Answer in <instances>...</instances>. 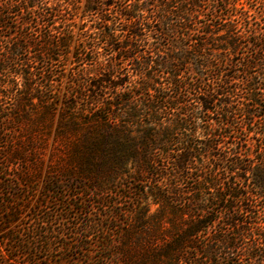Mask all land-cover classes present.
Listing matches in <instances>:
<instances>
[{
	"label": "trees",
	"instance_id": "1",
	"mask_svg": "<svg viewBox=\"0 0 264 264\" xmlns=\"http://www.w3.org/2000/svg\"><path fill=\"white\" fill-rule=\"evenodd\" d=\"M63 1L75 6L72 0ZM63 1L0 0V77L8 78V83L0 82V87L6 91L0 89V100L11 94L16 115L7 118L14 120L19 115L18 120L27 121L31 129L49 128L53 116V100L47 97L56 90L53 76L58 71L52 63L53 55L65 54L71 41L67 22L70 18L64 17L63 10L67 9ZM106 1L85 0L83 11L98 14L100 25L98 33H94L96 36L86 30L80 33L73 61L80 69L70 68L67 96L55 129V138L62 147L63 172L76 176L86 187L101 194L116 195L112 187L123 176L145 183L144 187H130V192H134L132 205L124 212L131 217L121 226L118 240L105 245L108 253L98 259L102 264L111 263L108 256L119 264H223L224 249H233L232 252L243 249L252 256L253 245L237 244L239 239L257 234L250 228L248 219L254 213L253 198L264 195V147H258L254 156L248 158L249 154L244 153L248 139L237 140L236 133L241 128L252 139H264V129L251 128L259 116L252 107L261 106V97L253 90L264 84V34L256 33L255 41H251L256 53L246 63L247 68L260 71L259 79L246 80L252 103L239 104L234 101L233 76L217 72L219 77L213 78L211 85L201 87L203 72L200 68L211 63L207 56L211 54L203 56L208 60L206 64L197 60L216 32H222V36L214 38L220 40V45H214L213 50L219 55L237 51L243 33L231 18L235 15L228 13L230 21L224 29L214 30L218 24H213V29L206 30L207 38L192 49L193 53L177 50L176 55L154 59L156 48L152 35L147 33L149 26L142 20L140 0ZM154 1L157 7L154 12L160 21L172 13L171 8L179 9L176 25L180 29L188 23L183 14L190 15L200 7L198 0ZM104 5L116 7L123 27L118 29L120 22L116 18L109 20L100 13ZM12 13L18 17L9 22L7 16ZM33 23L35 25H31ZM28 26L32 29L24 30ZM13 28L15 31H11ZM170 28H162L160 35ZM164 29L167 30L164 32ZM117 31L124 34L123 38ZM119 38L123 45L115 47L114 42ZM106 47L117 57L104 65L98 55ZM157 51H161V47ZM21 56L24 57L20 59ZM190 60L195 62L197 71L202 72L200 78L191 81V89H198L193 97L195 104L189 99L178 101L167 93L180 95L183 75L177 71ZM38 64L41 65L40 77L34 73ZM124 64L129 66L126 70L132 69L131 73L124 72ZM154 66L165 74L167 85L152 77ZM92 67L96 70L93 74ZM140 78L142 81L138 82ZM135 87L139 94L153 91L156 100L142 98L137 104L135 97L124 95ZM107 92L111 93L109 98ZM167 100H171L170 107L181 114L174 129L181 137L179 141H173V129L158 122L157 116L162 110L159 102ZM36 109L39 113L32 117L28 110ZM214 115L218 118H213ZM238 116L244 121L243 126L238 125ZM258 124L264 126V122ZM226 144H229L228 151L222 149ZM26 152V148L16 149L8 156L25 162L29 158ZM161 159H169L171 165L161 167L158 164ZM207 161L210 166L204 167ZM50 184L55 185L56 181L50 180ZM147 200L157 205L154 211L150 212ZM14 214L8 211L5 218L11 221ZM108 216L117 219L116 210L112 209ZM224 219L229 221L227 231L233 236V245L225 231L215 229ZM258 237L264 239L263 233H258ZM196 255L204 261L199 262ZM9 256V260H15L14 255Z\"/></svg>",
	"mask_w": 264,
	"mask_h": 264
},
{
	"label": "rangeland",
	"instance_id": "2",
	"mask_svg": "<svg viewBox=\"0 0 264 264\" xmlns=\"http://www.w3.org/2000/svg\"><path fill=\"white\" fill-rule=\"evenodd\" d=\"M63 2L67 9L63 10L64 17L70 18L67 22L68 28L71 30V41L69 49L64 50L65 54L53 55L52 63L58 72H54L56 75L53 76L56 90L47 96L53 100L51 103L53 116L50 119L49 128L31 129L27 121L18 120L19 115L14 120L7 118L16 115L12 108L13 96L8 94V97L0 100V264H102L98 257L108 253L105 245H110L113 240H118L117 234L121 231V226L131 217L130 214L124 212L130 209L132 205L131 197H133L134 192H130V187L145 186L144 182L123 176L121 179H117V185L112 187V190L116 191V195L110 192L101 194L95 189L86 187L76 176H70L63 172L60 153L62 147L55 138V129L62 109V102L67 96L69 71L71 67L80 69V66L73 61L81 31L86 30L91 36H94L98 33L96 31L100 25L97 19L98 14H87L83 11L85 0H72L71 3L74 2L75 6L68 4V1ZM198 2L200 7H196L194 12H191L190 15L183 14V19H186L188 23L181 29L176 25L178 23L176 16L179 12L178 8H171L172 13L166 14L163 21H160L156 16L158 14L155 13L157 7L154 5L156 4L154 0H140L138 3L144 13L142 20L149 26L147 33L153 37L151 41L153 47L156 48L154 59H158L159 56L167 58V54L176 55L177 50L193 53L192 49L201 43L202 39L207 38L205 31L213 29V24H218L214 30L219 27L225 28L226 23L230 21L228 13L235 15L231 18L237 23V29L243 33L240 39L241 43L235 53L219 55L217 51L212 49L215 47L214 45H220V40L214 38L219 39L222 32H216L217 34L209 39L210 44L204 45L205 50H202L199 58H197L198 61H205L204 64H206L208 60L203 59V56L206 53L211 54V56L207 55L211 63L200 68L203 75L202 72L197 71L195 62L190 60L188 64L180 66V70L177 71L183 75L182 83L184 86L180 89V95L170 91L167 92L168 95L177 97L178 101L181 102L184 99H189L192 104H195L196 98L193 97L196 96L198 89H191L193 85L191 81L200 78L199 76L202 75L201 87L203 88L211 85L213 78L219 77L216 75L217 72H223L235 78L232 80L233 86L236 87L234 101L239 104H246L248 101L252 103L249 100L251 90L246 80L250 77H254L255 80L259 79L260 71L255 68H247L246 63L248 60H252V56L256 53V47L251 41H255L256 33L264 34V0H198ZM106 3L108 2L106 1ZM99 11L106 19L114 21L116 18V21L120 22L117 25L118 29L123 27L124 22L116 15V7L104 5ZM28 16L26 15V17ZM17 17L12 13L7 16V20L13 22ZM28 28L32 29V26L24 27V30ZM162 28L170 29H164V32L167 30L166 34L160 35L159 31ZM11 31H15V29L13 28ZM3 33L5 32L1 34ZM117 33L120 38H123L124 34H121L120 31ZM159 36L161 38L157 40ZM120 38L114 42L115 47L123 45ZM159 47H161V51H157ZM179 47L182 48L178 49ZM212 55L215 56L212 57ZM23 57L21 56L20 59ZM115 57L117 56L110 52L109 47L104 50L101 49L98 55L99 60L104 65L115 61ZM147 57L149 58V56ZM222 59L225 62H222ZM37 67L34 73L40 77L39 68L41 65L38 64ZM123 67L129 66L124 64ZM154 69L152 77L167 85L165 74L157 66H154ZM127 70L129 73L132 71L130 68ZM127 70L125 68L124 72L126 73ZM95 71L93 67L90 69L92 74ZM58 75L62 78L57 77ZM137 81L141 82L142 78L137 79ZM0 82L8 83V78L1 76ZM0 89L6 92L4 88L0 87ZM253 91H257L261 97V106L252 107L255 114L259 116L257 123L251 128L264 129V126L260 127L258 124V122H264V84H260L259 88ZM139 93L138 88L135 87L133 91H126L124 95L135 97L138 101L137 104L142 98L156 100V94L153 91L148 94ZM110 95L111 93H106L108 98ZM34 101L36 102L35 99ZM167 101L159 102L162 110L157 116L158 122L173 129L175 132L172 134V139L179 141L181 137L174 129L175 121L181 114L177 109L170 107L172 106L171 100ZM28 111L32 117L39 113V109ZM216 116L214 115L213 118H218ZM144 119L146 122H150L148 117H144ZM236 121L239 126L244 125L240 116L236 118ZM154 124L152 125L154 126ZM29 130L32 134L29 133ZM247 134L246 130L239 128L236 137L237 140L248 139L245 142L246 150L244 153L249 154L248 158H252L258 147H264V139L258 141L257 137L252 139ZM228 145L226 144L222 149L228 151ZM24 148L27 151L26 155L29 154L27 161L13 160L8 156L14 150ZM158 164L161 167L171 165L169 159H161ZM204 164V167L210 166L208 161ZM50 180L56 181V184L51 185ZM48 187L51 189L47 190ZM146 202L149 203L150 212L157 208V205L150 203L149 200ZM252 203L254 213L248 221L251 222L250 228L257 234L253 237L247 235L245 239H239L237 245H240L241 242L247 244L246 247L253 245L255 247L252 252L253 255L247 254L243 249H238L235 252H232L233 249H224L222 251L224 259H221L223 264H264V239L258 237V233L264 235V195L253 198ZM112 209L116 210L117 219L108 216ZM8 211L15 213L11 221L5 218ZM229 227V221L224 219L223 222L220 221L216 224L215 229L225 231V234L231 239L230 245H233L235 241L232 240V234L227 231ZM202 242L204 243V241ZM9 255H14L15 260H9ZM196 256L198 257V255ZM108 257V262L111 261L110 264H119L115 262V258L110 260L111 257ZM198 261H204L203 257H198Z\"/></svg>",
	"mask_w": 264,
	"mask_h": 264
}]
</instances>
